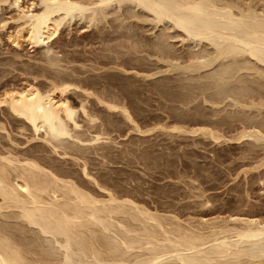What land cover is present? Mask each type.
Masks as SVG:
<instances>
[{
    "label": "bare ground",
    "instance_id": "bare-ground-1",
    "mask_svg": "<svg viewBox=\"0 0 264 264\" xmlns=\"http://www.w3.org/2000/svg\"><path fill=\"white\" fill-rule=\"evenodd\" d=\"M115 1L33 0L29 5H25L24 0H0V8L9 7L16 14L13 21L17 26L15 31L9 34V41L13 47L19 49H22V44L26 43L31 48L42 50L40 60L43 70L41 73L45 72L42 77L45 76L49 83L44 86L45 84L42 81H37L38 77L35 76L31 81H26L25 84L23 83L24 85L20 86L13 84L10 86V83L7 84L4 80V83H0V86L6 88H3V92H1L0 111L9 120L17 123L21 132L29 129L32 134L30 140L41 141V145L38 147L36 144L31 145L22 149L24 151L15 148L18 144L12 142L14 145L12 148L3 147L4 151H0V264H264V216L257 210L244 211L242 209L245 208L243 207L244 201L239 200L242 204L238 205L239 208L237 207L238 209H234V211L230 209L231 212H228L229 215L226 218L221 219L219 216L210 221L204 219L202 214L201 218L196 220L191 215L192 213L198 215L195 209L199 212L200 209L202 211H205L203 209L209 210L208 208L214 203L211 196H204L202 189L203 192L199 190L202 194L197 192V196H204L203 200L189 201L185 204V200H183L180 207L170 205L171 209L168 208L167 213L164 208L162 211L164 210L165 213L159 212L146 207V203L140 204L135 200L136 198L131 196L133 194L131 192L117 194L111 191L110 187L109 189L104 187L105 184L100 185L90 174L91 171L87 167L86 160H82V164H79V161L82 158L85 159L92 151L96 155L99 154L107 158L114 151L111 148L113 145L109 146L108 144L111 142L107 141L110 137L105 138L102 136L103 133L92 131L95 130L94 127H96L98 119L95 117L97 114L92 113L95 103L88 98L98 94L95 95L89 92V89L83 88L86 86L96 88L101 84L104 87L108 86L105 89H110V86L116 84L108 79L102 83L100 80H90V82L87 81L89 79L76 78L75 80L73 79L75 76H64L60 74V71L55 72L54 68H50L57 66L62 59H60L59 53L52 50V46L59 39L62 26L72 21L73 18L87 16L86 12L90 11H92L91 16L99 18L95 13L96 9L105 11ZM127 1L147 9L159 22L165 19L172 21V24L176 28L178 27L177 29L184 30V33L192 39L199 38L209 41L216 46L219 56L242 55L244 57L245 54H248L255 61L264 64V8L261 7L263 3L260 0H258L261 3L258 2L261 5L258 8L260 10L257 9L259 6L254 4L257 2L256 0H254L255 2L243 0V2L241 1L242 5L239 0L237 1L240 3L236 0H229L230 2L228 0ZM262 2L264 1L262 0ZM238 3L241 7L238 6ZM93 17L91 18L95 21L96 19ZM91 18L90 20H92ZM6 24V21L1 22L0 28L4 29ZM30 65L29 63L27 66ZM34 65L36 66V64ZM34 65L31 67H35ZM25 68L30 67L25 66ZM38 71L36 70L37 73ZM99 76L101 77L100 74ZM69 77L73 79V82L83 83L82 86L85 87L73 84ZM115 91L114 94L119 90L116 88ZM132 93L131 96L135 92L132 91ZM122 94L129 99L130 93L125 92V89ZM116 95H119V92ZM107 98L106 94H99L94 98L97 103L95 105L108 110L107 113H112L111 116L114 115L113 113L120 112L126 120L133 124L137 132L143 133L132 117L136 110L134 112V109L131 108L134 112L131 114L130 105L127 108L128 106L119 104L120 101L117 102L118 100L116 101L115 98V100L110 98L107 100ZM123 98L125 102V97ZM5 125L0 121V130L7 133V125ZM161 125L159 126L161 127ZM181 126H173L171 129L192 134L200 132L202 136H209L214 141L223 136L222 134L219 136L220 134L218 135L208 127L198 126L193 129H188V127L185 129ZM96 130L98 129L96 128ZM246 130L236 135L235 139L239 141L243 138H253L256 142L263 140L264 134L255 130L254 127L251 131ZM22 133L24 134V131ZM48 147L51 152L65 156L64 158L69 154H74V158L72 156L70 158L75 162L78 161L76 163L81 165L83 178L90 182L94 181L99 192L94 194L87 190L84 184L85 179L82 181L81 176L74 174L77 171L71 173L70 170L63 169L58 165L55 167L52 163L50 166L46 161L48 157L40 155ZM124 152L125 156L129 153ZM121 154L124 155L123 152ZM263 159L260 163L264 164ZM263 164L261 163L259 166ZM192 183L195 184V182ZM198 188L201 187H197V190ZM192 191L189 192L192 193ZM229 201L227 202L229 203ZM179 209L190 210L188 217L182 219L181 216L184 212L182 214ZM31 231L33 235L28 234Z\"/></svg>",
    "mask_w": 264,
    "mask_h": 264
},
{
    "label": "rangeland",
    "instance_id": "rangeland-1",
    "mask_svg": "<svg viewBox=\"0 0 264 264\" xmlns=\"http://www.w3.org/2000/svg\"><path fill=\"white\" fill-rule=\"evenodd\" d=\"M28 1L24 0L25 5H29L33 0ZM239 1L243 2V0ZM239 1L236 0V2ZM256 1L253 3L259 6H256L257 9L261 6L260 2L263 3L261 7L264 8L262 0ZM135 4L127 0H116L105 11L103 10L104 12L96 9L95 13L99 18L91 16L92 11L86 12L85 15H89L88 18L87 16H76L62 26L60 37L52 46V50L59 53L63 61L61 60V63L50 69L54 68L55 72L60 71V74L64 76H75L73 77L75 80L76 78L89 79L87 80L89 82L100 80L101 83L107 79L113 81V84L118 87L113 85L110 89H105L108 86L104 87L99 84L100 86L93 88L82 86L83 83L75 81L74 83L72 76L69 77L73 84L89 89V92L98 94L96 96L104 93L108 97L107 100L115 98L117 102L120 101L121 105H130L131 107L127 108L130 107L131 114L136 110L132 114L134 122L139 125L140 130H143V133L137 132L133 124L126 120L120 112H118L120 114L113 113L114 115L111 116L112 113H107L108 110L95 105L97 104L94 100L96 96L88 98L95 103L92 113L94 115L101 113L95 116L98 119L97 123L103 124L98 126L96 123L95 130L93 128L91 130L103 133L102 136L105 138L110 137L107 141L111 142L108 143L109 146L113 145L111 148L114 149V155L110 154L107 158L96 155L92 151L89 157L82 158L79 164L82 160H86L90 174L100 185L105 184L104 187L106 186L107 189L110 187V190L117 194L131 192L135 200L140 204L146 203V207H150L151 210L164 213L166 210L167 213L170 205L180 207L183 200L185 204L189 201H201L206 196H211L214 199L212 201L214 206L208 208L209 210L203 209L205 211L200 209L201 214L195 209L198 215L192 213L194 219L199 220L202 214L204 219L210 221L219 216L221 219L226 218L229 211L238 209V205L242 204L239 200L244 201L243 207L245 208H242L244 211L253 209L264 216V207H262L264 206L263 162H261L263 165L259 166L264 158V137L263 140L257 142L253 138H243L239 141L235 139L236 135L245 129L251 131L253 127L264 134V64L255 61L248 54L244 57L242 55L219 56L216 46L209 41L199 38L192 39L184 33V30L177 29L178 27L176 28L172 21L165 19L166 21L159 22L153 13ZM238 6L241 7L240 4ZM15 16L13 9L6 6L0 8V23L7 22L4 29L0 28V83L6 81L7 84L10 83V86H20L26 81H31L35 76L38 77L37 81H42L44 86H47L48 79L46 80L45 76L42 77L45 72L41 73L43 70L40 60L42 50L31 48L26 43H23L22 49H19L13 47L9 41V34L15 31L17 26L13 21ZM91 17L96 20L94 21ZM61 54L65 56V59ZM29 63L32 66L36 64V66H27ZM24 65L30 68H25ZM36 70L40 71L37 73ZM115 86L119 90V95H116L118 92L114 94ZM3 88L6 89L0 86V98ZM124 89L125 92L130 93L132 102L129 101L130 97L128 99L122 94ZM132 91L135 92L133 96H131ZM120 96L125 97V102ZM75 102L77 103V99ZM132 103L135 108L132 107ZM0 113V121L7 125L5 128L6 131L8 130L7 133L0 130V151H4L7 147L12 148L14 146L12 142L18 144L15 148L19 150L35 144L36 147L41 145L40 140L29 139L32 135L29 129L28 131L23 130V134L16 122L9 120L2 111ZM173 126H181L185 129L198 126L208 127L218 135L220 134L219 136L221 134L223 136L214 141L209 136H202L200 132L192 134L175 131L171 129ZM48 148L40 155L48 157L46 161L50 166L53 164L55 167L56 165L62 166L61 168L70 170L71 173L77 171L74 174L81 176L82 181L85 179L81 173V165L70 158L71 156L74 158V154H69L64 158L65 156L56 155ZM124 151L129 153L125 156ZM122 152L124 155L121 154ZM115 157L117 158L114 159ZM255 164L259 166L256 169H254ZM243 169L247 171H241ZM84 184L91 193L99 192L94 181L90 182L85 179ZM197 187L201 188L197 190ZM202 189L205 197L197 196L198 193L202 194L199 192ZM181 210L182 214L184 212L181 218H187L190 210ZM212 216L215 217L212 218ZM28 234L33 235L32 231Z\"/></svg>",
    "mask_w": 264,
    "mask_h": 264
}]
</instances>
